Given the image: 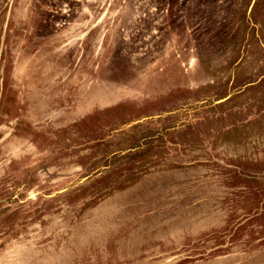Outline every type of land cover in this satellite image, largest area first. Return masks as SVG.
<instances>
[{
	"label": "rangeland",
	"instance_id": "374dc122",
	"mask_svg": "<svg viewBox=\"0 0 264 264\" xmlns=\"http://www.w3.org/2000/svg\"><path fill=\"white\" fill-rule=\"evenodd\" d=\"M0 264H264V0H0Z\"/></svg>",
	"mask_w": 264,
	"mask_h": 264
}]
</instances>
